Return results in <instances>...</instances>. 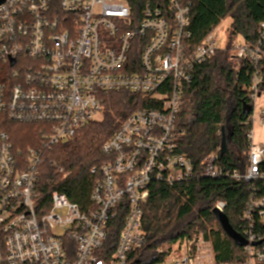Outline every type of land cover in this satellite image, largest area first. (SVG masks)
I'll return each instance as SVG.
<instances>
[{"label": "built area", "instance_id": "1", "mask_svg": "<svg viewBox=\"0 0 264 264\" xmlns=\"http://www.w3.org/2000/svg\"><path fill=\"white\" fill-rule=\"evenodd\" d=\"M141 14L136 21L125 0H7L0 6V113L13 123L44 126L38 147L26 152L0 136V264H134L133 255L147 244L143 212L152 183L226 178L253 189L264 183V143H255L257 126L264 136V22L257 43L234 42L229 57L236 72L244 65L255 70L245 87L253 106L241 173L219 165L221 142L199 166L178 152L185 86L197 66L226 46L219 47L214 31L190 49L184 0H151ZM126 91L152 107L132 113L104 143L109 160L91 169L100 177L89 209L54 192L41 214L36 202L44 154L96 121L104 110L101 94ZM226 209L218 201L213 210ZM119 212L126 216L114 248L109 226ZM257 221L264 227V196L254 192L241 217L244 261L217 263L212 241L200 234L158 249L162 260L154 264H264Z\"/></svg>", "mask_w": 264, "mask_h": 264}, {"label": "trees", "instance_id": "2", "mask_svg": "<svg viewBox=\"0 0 264 264\" xmlns=\"http://www.w3.org/2000/svg\"><path fill=\"white\" fill-rule=\"evenodd\" d=\"M131 14L138 21L142 10L151 0H125ZM190 5V49L230 18L229 43L217 51L210 62L197 66L192 84L184 89V102L177 117L176 126L181 134L178 152L187 155L196 165L215 150L219 142L231 134L225 154L220 155L219 165L224 169L241 173L247 167L249 130L247 110L252 102L245 91L251 82L254 69L244 65L236 72L229 61L231 46L238 38L253 47L259 39L258 31L264 22V0H184ZM264 80V58L259 63ZM104 110L99 120L80 129L71 140L57 144L47 151L40 167L37 185V202L41 214L51 207L54 192L65 194L70 202L82 210L91 206L90 196L100 175H93V167L107 162L102 148L132 113L152 107L148 99L130 92L103 93L100 95ZM43 125L17 124L0 113V136L7 134L16 152H26L38 147L42 140ZM221 132V137L217 134ZM227 139V138H226ZM62 169V172H59ZM264 196V183L253 189L249 184L232 179H192L169 187L152 183L149 201L144 207L143 228L147 244L133 255L134 264H154L162 259L156 251L173 245L180 239L204 235L213 243L216 262L244 261L243 247L224 232L213 215L218 201L227 204L224 215L235 231L242 236L241 217L245 204L253 193ZM121 207L118 209L120 210ZM109 226V238L114 248L124 222L126 212L117 213ZM264 237V227L257 221ZM113 250V247H112Z\"/></svg>", "mask_w": 264, "mask_h": 264}, {"label": "water", "instance_id": "3", "mask_svg": "<svg viewBox=\"0 0 264 264\" xmlns=\"http://www.w3.org/2000/svg\"><path fill=\"white\" fill-rule=\"evenodd\" d=\"M7 0H0V6L2 4H4ZM251 109L248 108L247 110V114L249 115L251 113ZM227 138V139H226ZM224 138L222 144H221V153L225 154L226 152V146L227 143H229V141H231V134L229 133L228 136ZM213 215L216 217L217 221L219 222V224H221L224 232L227 234V236L229 238H231L232 240H234L240 247H246L248 244V241H246L245 238H243L240 234H238L235 229L231 226V224H229V221L227 219V217L223 214L220 213L218 210H214L213 211ZM264 241H262L261 243L257 244V246L261 245Z\"/></svg>", "mask_w": 264, "mask_h": 264}, {"label": "rangeland", "instance_id": "4", "mask_svg": "<svg viewBox=\"0 0 264 264\" xmlns=\"http://www.w3.org/2000/svg\"><path fill=\"white\" fill-rule=\"evenodd\" d=\"M232 20L230 18L223 20V22L220 24V26L216 29L215 34L217 36V38L219 39V47L220 48H224L227 43L229 42V28L231 27ZM243 40L242 38H238V41ZM231 54V53H230ZM230 57V55H229ZM230 64L232 65V67L235 68V63L234 62H230ZM259 103L264 104V100L259 101ZM99 118H101V115H99V117L96 118V120H99ZM255 143H264V136L261 134V129L259 126L256 127L255 130Z\"/></svg>", "mask_w": 264, "mask_h": 264}]
</instances>
